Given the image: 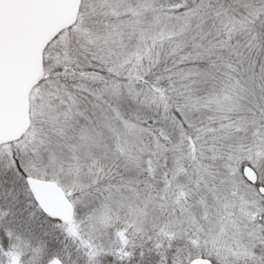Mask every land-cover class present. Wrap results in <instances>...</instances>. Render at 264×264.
<instances>
[{
  "label": "snow or ice",
  "instance_id": "obj_1",
  "mask_svg": "<svg viewBox=\"0 0 264 264\" xmlns=\"http://www.w3.org/2000/svg\"><path fill=\"white\" fill-rule=\"evenodd\" d=\"M0 264H264V0H0Z\"/></svg>",
  "mask_w": 264,
  "mask_h": 264
}]
</instances>
